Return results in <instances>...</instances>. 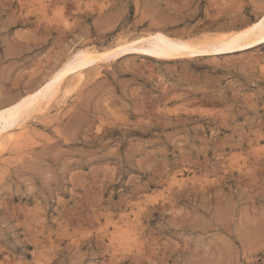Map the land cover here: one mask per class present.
<instances>
[{
    "label": "rangeland",
    "instance_id": "rangeland-1",
    "mask_svg": "<svg viewBox=\"0 0 264 264\" xmlns=\"http://www.w3.org/2000/svg\"><path fill=\"white\" fill-rule=\"evenodd\" d=\"M263 15L0 0V110L100 53L0 138V264H264V29L176 57L153 36L204 45Z\"/></svg>",
    "mask_w": 264,
    "mask_h": 264
},
{
    "label": "bare ground",
    "instance_id": "bare-ground-1",
    "mask_svg": "<svg viewBox=\"0 0 264 264\" xmlns=\"http://www.w3.org/2000/svg\"><path fill=\"white\" fill-rule=\"evenodd\" d=\"M261 21H264V15L259 20L251 23L250 25L248 24L249 26H247L244 29H241V31L238 32L237 34H234V36L215 40L214 42H211V43L208 42V44L204 43V45L201 44V45H197V46H192V45H188V44L185 45L182 42L174 40L171 37H169L168 35H166L162 32H158V31L153 36L163 44V46L167 50L166 54H168L172 57H176V56H180V55H184V54L185 55H189V54L194 55V54H198V53H202V52H217V51H221V50H232V49H235L237 46H241L243 41L245 39H248V37L251 35V33H253V32L261 33V31L263 32L264 25H261V23H260ZM253 25H256V27H253ZM149 36H150V34H149ZM132 41H130V42H132ZM127 44H128V42L118 44L116 46L117 47L116 50H118L121 47H125V45H127ZM99 56H100V53H94L91 50H85L83 52V60L79 64L77 63L76 67H73L72 70L70 69V70L64 71L62 73L58 72V74L51 77V81L48 82L49 84L47 83L48 84L47 87L49 85L51 87L52 86L53 87H52V89H50V91L48 93H45L43 91V89H45V88L42 87V89L40 88V90H38L37 92L34 91L32 93H28V95L26 94V96L23 97L22 100L19 103H17L16 105H14L12 107H10V105H9V107H6V108H3L2 110H0V138L2 139L1 136L3 135V132H7V129H8L7 127L8 126L12 127V125L14 126L15 122L18 119H20L22 115H24L25 113H29L36 105H38V106L42 105L41 103L45 98L50 99V97L52 96L54 91H56L59 84L65 79V77H67V75L74 74V73L80 74L84 68H86L87 66H89L93 62L97 61L99 59ZM10 133L11 132H8L7 134H10ZM11 134H13V133H11Z\"/></svg>",
    "mask_w": 264,
    "mask_h": 264
},
{
    "label": "snow or ice",
    "instance_id": "snow-or-ice-1",
    "mask_svg": "<svg viewBox=\"0 0 264 264\" xmlns=\"http://www.w3.org/2000/svg\"><path fill=\"white\" fill-rule=\"evenodd\" d=\"M260 23H261V25H264V21H261ZM253 27H256V25H253ZM105 55H107V54H105Z\"/></svg>",
    "mask_w": 264,
    "mask_h": 264
}]
</instances>
